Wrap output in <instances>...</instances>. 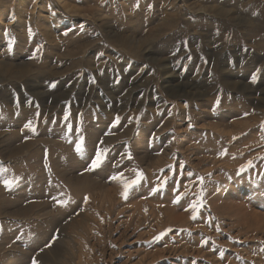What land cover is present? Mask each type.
I'll return each mask as SVG.
<instances>
[{"label":"rangeland","instance_id":"obj_1","mask_svg":"<svg viewBox=\"0 0 264 264\" xmlns=\"http://www.w3.org/2000/svg\"><path fill=\"white\" fill-rule=\"evenodd\" d=\"M0 264H264V0H0Z\"/></svg>","mask_w":264,"mask_h":264},{"label":"bare ground","instance_id":"obj_2","mask_svg":"<svg viewBox=\"0 0 264 264\" xmlns=\"http://www.w3.org/2000/svg\"><path fill=\"white\" fill-rule=\"evenodd\" d=\"M18 76H19V75H18ZM32 141H33V140H32ZM28 142H29V141H28ZM30 142H31V140H30ZM31 143H32V142H31ZM31 143H30V144H31ZM22 146H23V145H22ZM24 146H25V145H24ZM28 146L31 147V145H28ZM25 147H26V146H25ZM26 148H27V147H26ZM17 151H18V150H17ZM17 151H16V152H17ZM13 152H14V151H13ZM14 153H15V152H14ZM14 153H13V154H14ZM23 153H24V152H23ZM21 154H22V153H21ZM22 213H23V212H22Z\"/></svg>","mask_w":264,"mask_h":264}]
</instances>
